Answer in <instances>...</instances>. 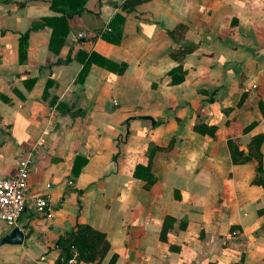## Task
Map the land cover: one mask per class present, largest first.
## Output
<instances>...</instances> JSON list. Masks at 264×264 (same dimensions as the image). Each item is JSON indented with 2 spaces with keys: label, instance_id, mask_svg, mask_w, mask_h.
I'll return each mask as SVG.
<instances>
[{
  "label": "crops",
  "instance_id": "crops-1",
  "mask_svg": "<svg viewBox=\"0 0 264 264\" xmlns=\"http://www.w3.org/2000/svg\"><path fill=\"white\" fill-rule=\"evenodd\" d=\"M110 1L0 0V176L29 159L0 264H55L78 224L110 244L78 264H264V0Z\"/></svg>",
  "mask_w": 264,
  "mask_h": 264
},
{
  "label": "trees",
  "instance_id": "trees-1",
  "mask_svg": "<svg viewBox=\"0 0 264 264\" xmlns=\"http://www.w3.org/2000/svg\"><path fill=\"white\" fill-rule=\"evenodd\" d=\"M141 2H144V0H127L122 4L110 1V4L114 7H120V9L123 11L132 12L135 6ZM67 15V12H62V16L60 18H44L41 22H38L33 27V29L49 26L55 29L54 34L56 35L58 31H56L55 27H59V23L64 21ZM114 20L122 21L123 17L121 15H117ZM113 22L115 21H112L111 25H113ZM166 32L174 38V34L172 31L167 30ZM27 36L28 35H25L22 40L25 41ZM101 36L108 41H115V39H117L115 33L109 30H106L101 33ZM63 38L65 39V37ZM63 38L62 40L64 41ZM63 41H60V45L63 43ZM56 46H58L57 42L52 40L50 48L56 49ZM89 58L90 59L87 61V66L90 64L92 56ZM71 60L72 58L68 57L65 62L68 63ZM259 174L260 179L258 180V183H260L264 187V174L260 169ZM58 245L60 247V255L55 264H68V260L72 258L74 251H76L78 254L77 264L82 261L87 263H100L110 250V244L107 241L105 234L93 229L92 227L86 224H78L77 228L74 231L66 234L65 236L59 239ZM115 261L116 256L114 255L112 256L108 264H115Z\"/></svg>",
  "mask_w": 264,
  "mask_h": 264
},
{
  "label": "built area",
  "instance_id": "built-area-1",
  "mask_svg": "<svg viewBox=\"0 0 264 264\" xmlns=\"http://www.w3.org/2000/svg\"><path fill=\"white\" fill-rule=\"evenodd\" d=\"M84 37L83 34L80 35V38ZM28 179V158L19 159L16 173L13 176H0V221L9 226H16L18 219L26 209ZM34 205L37 210L43 211L49 205V201L43 196H38L35 198ZM77 255L75 252L74 257ZM69 263H75V258L70 259Z\"/></svg>",
  "mask_w": 264,
  "mask_h": 264
},
{
  "label": "water",
  "instance_id": "water-1",
  "mask_svg": "<svg viewBox=\"0 0 264 264\" xmlns=\"http://www.w3.org/2000/svg\"><path fill=\"white\" fill-rule=\"evenodd\" d=\"M24 240L23 232L18 228L14 227L8 236L4 239L3 243H10V244H21Z\"/></svg>",
  "mask_w": 264,
  "mask_h": 264
}]
</instances>
